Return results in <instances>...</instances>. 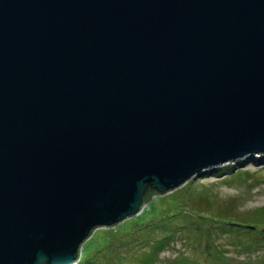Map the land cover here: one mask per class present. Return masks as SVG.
Instances as JSON below:
<instances>
[{
  "label": "water",
  "instance_id": "1",
  "mask_svg": "<svg viewBox=\"0 0 264 264\" xmlns=\"http://www.w3.org/2000/svg\"><path fill=\"white\" fill-rule=\"evenodd\" d=\"M264 155V0H0V264Z\"/></svg>",
  "mask_w": 264,
  "mask_h": 264
},
{
  "label": "rangeland",
  "instance_id": "2",
  "mask_svg": "<svg viewBox=\"0 0 264 264\" xmlns=\"http://www.w3.org/2000/svg\"><path fill=\"white\" fill-rule=\"evenodd\" d=\"M160 197H153L138 215L96 229L82 244L79 262L264 264L263 222L257 231L261 236L249 229L225 231L234 229L228 226L231 220L244 225L246 215L264 207V156L222 164ZM178 200L180 209L173 206ZM167 224L173 229L169 235L163 229ZM161 239L165 242L159 243Z\"/></svg>",
  "mask_w": 264,
  "mask_h": 264
},
{
  "label": "trees",
  "instance_id": "3",
  "mask_svg": "<svg viewBox=\"0 0 264 264\" xmlns=\"http://www.w3.org/2000/svg\"><path fill=\"white\" fill-rule=\"evenodd\" d=\"M188 185L189 184H187V186ZM153 197H158L160 199L164 198V197H160V196L155 195L153 192H148L146 194L145 199H144L145 205L147 203H149L152 200ZM178 201H179V202H177L178 204H175L176 201H174L173 206H175L176 208L180 209L181 206H179V205L181 204L182 200H178ZM170 217L173 218L175 216L171 215ZM200 217H202V216H200ZM172 218H170L169 220L171 221ZM204 218L205 217H203L201 219H204ZM245 220H246L245 223L243 222L244 225L233 223L232 220H231L230 224H233V225H228V226L229 227L232 226L234 229H227L225 231L226 232L235 233V232H240L241 230L244 231L245 229H249L250 234H252V235L254 234L255 236H259V235L261 236L262 233L258 234L257 231H259L258 225H260V223H262V222L264 223V207L261 208V210H259V212H253L251 214L246 215L245 216ZM163 229L166 232V234H168V235L171 234L172 231H173V229L171 227H169L168 224L164 225ZM238 234H240V233H238ZM240 236H242V235H240ZM163 240H165V239H161V241L159 243H164L165 241H163ZM253 240H258V238H254ZM159 243H157V244H159ZM89 262L90 261L88 259H86V260L83 259L78 264H87ZM181 264H183V263H181Z\"/></svg>",
  "mask_w": 264,
  "mask_h": 264
}]
</instances>
